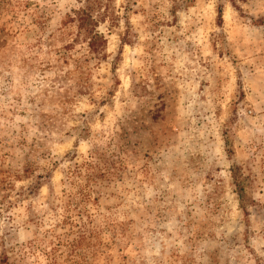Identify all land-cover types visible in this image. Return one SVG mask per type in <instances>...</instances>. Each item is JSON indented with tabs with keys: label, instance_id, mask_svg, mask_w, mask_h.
Wrapping results in <instances>:
<instances>
[{
	"label": "rangeland",
	"instance_id": "374dc122",
	"mask_svg": "<svg viewBox=\"0 0 264 264\" xmlns=\"http://www.w3.org/2000/svg\"><path fill=\"white\" fill-rule=\"evenodd\" d=\"M0 264H264V0H0Z\"/></svg>",
	"mask_w": 264,
	"mask_h": 264
},
{
	"label": "trees",
	"instance_id": "16d2710c",
	"mask_svg": "<svg viewBox=\"0 0 264 264\" xmlns=\"http://www.w3.org/2000/svg\"><path fill=\"white\" fill-rule=\"evenodd\" d=\"M78 22L80 29L84 30L86 36H88V44L90 50L96 52L104 44V38L93 28V21L91 19L89 11L81 12L78 16Z\"/></svg>",
	"mask_w": 264,
	"mask_h": 264
}]
</instances>
